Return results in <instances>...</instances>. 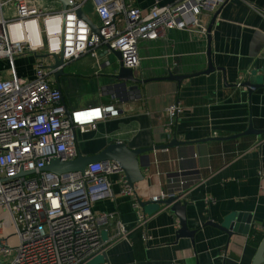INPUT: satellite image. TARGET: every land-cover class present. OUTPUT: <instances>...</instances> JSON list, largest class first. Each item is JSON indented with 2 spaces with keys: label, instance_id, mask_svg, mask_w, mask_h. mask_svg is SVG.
I'll return each mask as SVG.
<instances>
[{
  "label": "crops",
  "instance_id": "obj_1",
  "mask_svg": "<svg viewBox=\"0 0 264 264\" xmlns=\"http://www.w3.org/2000/svg\"><path fill=\"white\" fill-rule=\"evenodd\" d=\"M174 1L134 0V5L147 11L157 2ZM84 9L97 22L89 3ZM214 15L207 19L208 29ZM209 48L215 70L205 74ZM139 53L141 64L135 73L147 82L131 94L110 88L121 64L114 55L99 75L66 74L59 81L53 77L57 87L60 83L66 111L106 105L119 110L95 129L77 133L83 156H96L117 141L133 149L167 146L174 137L195 142L161 147L143 156L145 179L136 187L137 197L147 203L143 211L150 219L148 244L135 230L134 199L120 194L118 174L110 177L113 197L92 207L95 213L115 217L105 228V242L115 234L116 220L133 233L128 240L110 242L102 264H252L259 247L255 237H264V87L249 93L242 84L252 77L264 82V0H228L210 36L168 30L156 41H142ZM112 56L117 61L109 70ZM79 65L95 70L90 58ZM20 73L32 71L21 66ZM170 74L185 79L181 83L163 79ZM178 101L184 110L171 123L166 109ZM251 123L261 134H243ZM163 191L183 193L188 228L196 231L194 242L177 239L179 218L168 206L151 201ZM238 215L250 216L248 235L229 236L219 228Z\"/></svg>",
  "mask_w": 264,
  "mask_h": 264
},
{
  "label": "built area",
  "instance_id": "obj_2",
  "mask_svg": "<svg viewBox=\"0 0 264 264\" xmlns=\"http://www.w3.org/2000/svg\"><path fill=\"white\" fill-rule=\"evenodd\" d=\"M227 1L157 2L146 11L136 7L134 0H70L66 8L61 2L50 7L43 0H0V61L7 75L0 77L2 264H87L105 254L110 242L128 240L133 231L116 220L115 234L105 242L101 231L115 217L92 208L113 197L110 177L115 174L120 194L134 199L135 230L141 231L145 244L150 242V219L139 202L137 187L129 185L119 163L94 162L84 171L63 174L46 170L54 160L77 159V133L95 129L99 121L119 112L115 105H106L74 110L68 116L53 77L84 58L94 61V72L99 75L115 53H120L125 68L136 72L142 41H156L168 30L206 36L207 19ZM87 3L99 32L78 15L80 9L86 15ZM55 57H62L64 64L52 69ZM21 59L32 60V74L20 73L18 64L29 66ZM183 110L179 101L166 109L171 123ZM183 197L180 192L163 191L151 201H182ZM7 227L11 236H6Z\"/></svg>",
  "mask_w": 264,
  "mask_h": 264
},
{
  "label": "water",
  "instance_id": "obj_3",
  "mask_svg": "<svg viewBox=\"0 0 264 264\" xmlns=\"http://www.w3.org/2000/svg\"><path fill=\"white\" fill-rule=\"evenodd\" d=\"M62 3L63 8H66L67 6L71 5L70 0H58ZM78 15L90 23L93 30L95 32H99L95 23L91 21L83 12V10H78ZM219 15V11L215 13L210 26H209V36L210 32L212 30V27L214 26L217 16ZM210 42V37H209ZM116 57L120 60L121 55L120 53H115ZM208 56H209V68L204 73L209 74L213 72L215 69L213 67L212 61H211V48L208 50ZM64 64L62 57H55L54 58V65L50 66L52 69H56ZM66 75L64 72V69L61 68L59 71L55 72L54 77L57 81H59V77ZM112 78L116 81L113 85L110 86L113 90H116L118 92H121L123 95L131 94L133 92L139 91V85L145 84L147 81L142 80L139 78L136 73L131 70L125 68L122 64L119 65V69L116 71V73L112 76ZM166 80H174L179 83H181L185 77L183 76H174L170 74L168 77L163 78ZM243 87H246L249 93H252L256 89L263 88L264 82L261 83L258 82V79L255 77H252L249 81L242 84ZM58 88L61 89L60 83L58 82ZM62 103L64 102L62 98ZM68 116L70 115V111H67ZM261 134L255 131L253 129L252 123L250 124L249 129L243 133V134ZM240 135H235L228 138H218V140L222 139H234L238 138ZM195 142H182L178 141L176 137L167 145V146H161V147H175L180 145H186V144H194ZM161 147L156 148H150V149H133L128 146L127 143H123L120 141L113 142L107 145V147L101 151L96 156H83L79 154L77 159L71 162L62 163L58 160H54L51 165L46 167V170L49 172H53L56 174H63V173H69V172H78V171H84L87 165L94 162H103V161H115L121 165V170L123 171L126 180L128 181L129 185L132 187H135L137 183L143 181L145 179V175L142 170V160L143 156L154 150ZM139 202L142 207H145L147 203H144L142 200L139 199ZM159 204H164L169 207L170 211L174 213L180 221V228L177 231V239L180 238H189L194 242V237L196 231H191L188 228L187 225V204H183L181 200L176 201V199H168L162 202H159ZM251 218L248 215H238L233 220H230L225 225H220L219 228H221L224 232H226L229 236H232L233 234H240V235H248L250 226H251ZM105 258L106 255H103ZM0 264H2L0 262ZM252 264H264V237L259 244V247L257 249V252L255 254V257L253 259Z\"/></svg>",
  "mask_w": 264,
  "mask_h": 264
},
{
  "label": "rangeland",
  "instance_id": "obj_4",
  "mask_svg": "<svg viewBox=\"0 0 264 264\" xmlns=\"http://www.w3.org/2000/svg\"><path fill=\"white\" fill-rule=\"evenodd\" d=\"M43 1H44V3H46L47 6H50V7L51 6H60V4H61L58 0H43ZM115 58H113V56L110 58L112 66H111V68L109 70H111L112 67L115 65V60L117 59V58L116 59ZM4 66H6L4 64V62L0 61V69L3 68ZM18 66H25V65L18 64ZM26 69H29V70L32 71L30 63H29V66H27ZM3 70H1L2 72L0 73V77L3 76V75L7 76L5 74V72H4L5 70L4 71ZM93 73H94V70L91 69L90 67H88V65L80 67L79 62L73 63V64H71V65H69V66H67L65 68V74H68L70 76L71 75H75V74L84 75V76H91V75H93ZM28 74H30V73H28ZM11 235H12V230H11L10 227H7L6 236H11ZM101 235H102V239L105 241L106 238H107V234L105 232V228L102 229ZM14 243H15V240L14 239L11 240V244H14ZM104 262H105V258L102 255H100L98 257H95L91 261H89L87 264H102Z\"/></svg>",
  "mask_w": 264,
  "mask_h": 264
},
{
  "label": "trees",
  "instance_id": "obj_5",
  "mask_svg": "<svg viewBox=\"0 0 264 264\" xmlns=\"http://www.w3.org/2000/svg\"><path fill=\"white\" fill-rule=\"evenodd\" d=\"M255 239H256V240H255V245H256V246H259V243H260V241L262 240V237H261V236H259V237L256 236Z\"/></svg>",
  "mask_w": 264,
  "mask_h": 264
}]
</instances>
